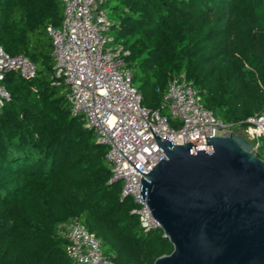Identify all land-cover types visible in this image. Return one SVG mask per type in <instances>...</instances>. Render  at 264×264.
<instances>
[{
    "label": "trees",
    "instance_id": "16d2710c",
    "mask_svg": "<svg viewBox=\"0 0 264 264\" xmlns=\"http://www.w3.org/2000/svg\"><path fill=\"white\" fill-rule=\"evenodd\" d=\"M112 33L144 106L160 109L184 73L204 105L227 123L264 113V0H107ZM61 0H0V46L37 65L25 79L6 73L11 99L0 112V264H75L62 225L81 220L115 264H153L173 245L145 231L132 198L111 181L108 147L74 114L55 84L52 37Z\"/></svg>",
    "mask_w": 264,
    "mask_h": 264
},
{
    "label": "built area",
    "instance_id": "2783aa9c",
    "mask_svg": "<svg viewBox=\"0 0 264 264\" xmlns=\"http://www.w3.org/2000/svg\"><path fill=\"white\" fill-rule=\"evenodd\" d=\"M64 12L59 27L48 26L52 37L54 83L67 86L74 114L82 115L100 144L108 147L111 181H121L122 198H132L141 227L160 228L148 204L141 198V174H149L166 154L159 147L168 137L173 143L206 144V137L239 132L264 160V113L249 116L244 125L227 123L207 108L193 82L184 73L174 77L164 95L170 114L180 121L170 124L160 109L143 105L142 94L126 65L130 54L112 33L114 21L107 0H61ZM33 78L37 65L23 54L10 55L0 46V112L11 99L2 83L6 73ZM260 151L261 154L260 155ZM67 255L75 264H115L104 254L101 242L79 219L62 225Z\"/></svg>",
    "mask_w": 264,
    "mask_h": 264
},
{
    "label": "water",
    "instance_id": "95a60500",
    "mask_svg": "<svg viewBox=\"0 0 264 264\" xmlns=\"http://www.w3.org/2000/svg\"><path fill=\"white\" fill-rule=\"evenodd\" d=\"M154 136L166 157L141 174V198L173 250L153 264H264V160L245 136Z\"/></svg>",
    "mask_w": 264,
    "mask_h": 264
},
{
    "label": "rangeland",
    "instance_id": "374dc122",
    "mask_svg": "<svg viewBox=\"0 0 264 264\" xmlns=\"http://www.w3.org/2000/svg\"><path fill=\"white\" fill-rule=\"evenodd\" d=\"M163 101H164V103H165V100H163ZM165 104H166V103H165ZM166 105H167V104H166ZM167 106H168V105H167ZM169 111H170V109H169ZM260 155H262V154H261V151H260Z\"/></svg>",
    "mask_w": 264,
    "mask_h": 264
}]
</instances>
